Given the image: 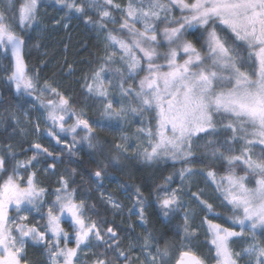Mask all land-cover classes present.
<instances>
[{
    "label": "snow or ice",
    "instance_id": "1",
    "mask_svg": "<svg viewBox=\"0 0 264 264\" xmlns=\"http://www.w3.org/2000/svg\"><path fill=\"white\" fill-rule=\"evenodd\" d=\"M44 7L63 13L54 26L68 30L75 20L94 33L97 51L84 61L75 97L25 61L22 34L35 30ZM0 60L8 62L0 78L43 110L44 134L53 148L63 144L61 154L75 155L80 132V142L103 154L108 142L96 130L111 129L122 132L108 161L119 170L122 160L182 165L152 186L150 200L135 187L128 215L143 234L129 239L74 187L75 169L59 174L61 157L38 142L18 159L9 135L0 143V264H208L197 252L201 233L215 264H264V0H0ZM89 108L98 119L86 118ZM0 119L13 133L21 124L14 112ZM130 123L134 131L123 127ZM33 127L40 135V123ZM41 164L56 187L37 180L32 169ZM104 175L92 173L100 187ZM194 177L211 192L198 183L192 191ZM98 201L123 212L112 193ZM149 207L173 238L149 227Z\"/></svg>",
    "mask_w": 264,
    "mask_h": 264
},
{
    "label": "trees",
    "instance_id": "2",
    "mask_svg": "<svg viewBox=\"0 0 264 264\" xmlns=\"http://www.w3.org/2000/svg\"><path fill=\"white\" fill-rule=\"evenodd\" d=\"M51 4V3H49ZM39 15L40 25L35 27V30H28L25 35L26 46L24 48L25 61L30 70L40 71L41 80L44 78H52L55 74V79L61 83V86L68 88L70 86V93L75 97L79 94V85L75 84L82 75V70L87 68V64L84 61L91 60V53H95L97 49L94 47L96 40L94 33L89 32L83 24L73 20L71 27L68 30H64L60 26H54L53 18L59 19L63 13H58L54 7H44L40 9ZM30 36L31 39H27ZM39 44V47L34 45ZM88 45V50H84V45ZM6 60H0V64L6 65ZM47 64V68H43V65ZM67 65H71L74 69L72 76H67ZM3 73L0 72V77H3ZM32 97L20 96L17 97L14 94V90H9V86L5 84L4 80L0 78V118L7 116L9 113L14 112L20 117L21 124L16 128L15 133L13 129L9 128L3 119H0V143H3L9 135H12L13 139L11 143L16 145V152L18 158L30 157L33 153L27 152L26 149L32 143H41L43 146L48 147L50 151H53L56 155L61 154V145L53 148L54 141L47 137L45 133L46 126L41 123L40 118L36 114L31 103ZM90 112L88 119L90 121L99 118V114L94 109H87ZM27 112V118L24 113ZM40 123V135H37L34 131V124ZM95 127V125H94ZM7 129V131H5ZM97 136L101 141H107L104 145V153L100 154L96 149H89L88 146L83 143L76 145L77 151L75 158H70L65 153L59 155L61 158L57 161V172L59 174L68 175L73 169H75L74 179L76 184L74 187L80 188L82 191H86L92 200L89 203H97L98 210L100 211L101 218L108 220L114 225L118 226L121 236H126L129 239H134L136 236L143 234V229L138 226V217L135 215L129 216L128 210L132 207L133 200L129 199L132 195L135 187L139 186L143 189L145 197L149 200V195L152 186L156 183L162 182L164 177L178 172L182 167L177 163L175 168L171 167V162H158L153 165H147L142 160L126 161L122 160L121 167L123 171L109 164V159L113 155L110 151L111 145L118 143L122 132L114 131L111 129L101 130L97 128ZM69 143L70 141L67 140ZM40 159H43L42 157ZM108 164L107 168L104 165ZM127 165L126 167H124ZM195 168L200 169L203 165L196 164ZM44 165H38L35 169L37 171V180L46 187H56V176H51L49 173L43 171ZM97 169H103L105 175L102 181V187L96 182L92 173ZM196 182L192 186V191H197V183L199 188H203L206 192H211V188L206 187L204 179L202 177H194ZM181 184L178 177H174V183L172 187H177ZM127 191H125V187ZM101 192L112 193L116 199H118L123 205L124 209L120 215H114L111 210H106L105 207L99 204L98 197ZM187 199V197L185 198ZM215 203V211L221 215L227 216L229 213L219 206L218 202ZM150 228H156L161 231L167 232L169 238H173V233L168 231L165 226L158 220L155 209L148 208ZM179 220H173V224H179ZM227 226V225H226ZM205 236L201 233L198 242L197 252L199 255L208 256V264H214L215 260L210 258L208 248L203 244ZM29 258L37 259V254L33 250L29 249Z\"/></svg>",
    "mask_w": 264,
    "mask_h": 264
},
{
    "label": "rangeland",
    "instance_id": "3",
    "mask_svg": "<svg viewBox=\"0 0 264 264\" xmlns=\"http://www.w3.org/2000/svg\"><path fill=\"white\" fill-rule=\"evenodd\" d=\"M47 3L49 4V3H52V0H47ZM40 16V15H39ZM40 18H41V16H40ZM39 25H40V21H39ZM38 25V26H39ZM23 35V34H22ZM71 91V90H70ZM35 110V109H34ZM36 111V110H35ZM42 111L43 110H41V111H36V114L38 115V117L40 118V120H41V123L43 124L44 122H43V120H44V117H43V115L41 114L42 113ZM88 116H90V118H91V115H90V112H88L87 111V109H86V118H88ZM72 121H69V123H71ZM45 125V124H44ZM46 126V125H45ZM138 125L137 124H135V123H130V124H125V125H123V127L124 128H131V130L132 131H134L135 130V128L137 127ZM47 127V126H46ZM130 134V133H129ZM61 135H64V134H61ZM84 135V133L83 132H80L79 133V135L77 136V143L75 144V155H73V156H70L71 158H75V156H76V151H77V148H76V145H79V144H83V143H85L86 145H87V142H80V137L81 136H83ZM52 140V139H51ZM67 140L68 141H70L69 142V144H71L72 143V136H71V134H69V135H67ZM120 142V141H119ZM118 142V143H119ZM29 148V147H28ZM27 148V149H28ZM26 149V150H27ZM27 152H31V151H27ZM18 159H20V160H24V158H18ZM160 162H164V161H160ZM168 162H171V161H168ZM176 177H178L179 178V176L177 175ZM180 180V179H179ZM181 182V181H180ZM12 215H15V213H12ZM214 264H215V262H214Z\"/></svg>",
    "mask_w": 264,
    "mask_h": 264
},
{
    "label": "flooded vegetation",
    "instance_id": "4",
    "mask_svg": "<svg viewBox=\"0 0 264 264\" xmlns=\"http://www.w3.org/2000/svg\"><path fill=\"white\" fill-rule=\"evenodd\" d=\"M61 147H63V144H61ZM64 153H65L66 156L70 157V156L68 155L67 152H64ZM59 155H61V154H59ZM59 155H58V156H59ZM72 156H73V155H72ZM70 158H71V157H70Z\"/></svg>",
    "mask_w": 264,
    "mask_h": 264
},
{
    "label": "water",
    "instance_id": "5",
    "mask_svg": "<svg viewBox=\"0 0 264 264\" xmlns=\"http://www.w3.org/2000/svg\"><path fill=\"white\" fill-rule=\"evenodd\" d=\"M24 54V53H23ZM25 58V57H24Z\"/></svg>",
    "mask_w": 264,
    "mask_h": 264
}]
</instances>
